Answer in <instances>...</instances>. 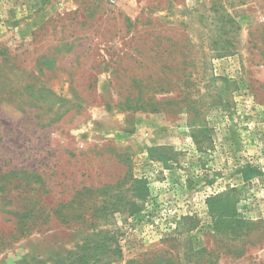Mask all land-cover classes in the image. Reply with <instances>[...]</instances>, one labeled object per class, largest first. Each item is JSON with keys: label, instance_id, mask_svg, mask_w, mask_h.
I'll use <instances>...</instances> for the list:
<instances>
[{"label": "rangeland", "instance_id": "obj_1", "mask_svg": "<svg viewBox=\"0 0 264 264\" xmlns=\"http://www.w3.org/2000/svg\"><path fill=\"white\" fill-rule=\"evenodd\" d=\"M0 264H264V0H0Z\"/></svg>", "mask_w": 264, "mask_h": 264}]
</instances>
